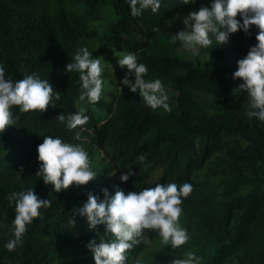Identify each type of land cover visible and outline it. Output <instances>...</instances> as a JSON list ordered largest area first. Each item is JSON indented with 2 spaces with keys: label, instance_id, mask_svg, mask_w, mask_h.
Masks as SVG:
<instances>
[{
  "label": "trees",
  "instance_id": "16d2710c",
  "mask_svg": "<svg viewBox=\"0 0 264 264\" xmlns=\"http://www.w3.org/2000/svg\"><path fill=\"white\" fill-rule=\"evenodd\" d=\"M208 3L163 0L157 13L148 9L133 16L128 0H0V63L6 75L19 80L36 73L60 92L46 112L22 113L13 106L16 124L0 134V220L6 225L0 228V264H95L86 244L103 236V226L97 233L89 230L86 218L68 223L88 191H140L186 181L193 190L181 205L180 223L191 239L173 248L155 232L148 243L130 250L128 264L137 258L142 264H171L190 251L201 257L200 264H264V121L246 114L247 93L233 79L236 61L257 42L256 26L251 35L239 31L228 44L201 49L215 59V67L173 52L181 44L173 35L183 17ZM107 9L115 21L101 33L96 22ZM82 47L97 57L112 49L137 53L149 69L145 78L164 83L171 111L149 107L139 92L121 91L120 84L109 96L103 91L96 104L80 101L79 74L64 67ZM126 70L115 64L118 82ZM80 107L90 116L84 127L91 131L84 133L88 140L83 143L98 176L57 193L36 175L37 145L48 135L81 143L73 138L76 130L67 127L68 115ZM61 113L63 122L57 118ZM129 167L135 175L121 182L120 172ZM161 168L162 175L153 180ZM30 187L52 203L9 251L5 245L14 234L8 229L16 215L9 194Z\"/></svg>",
  "mask_w": 264,
  "mask_h": 264
},
{
  "label": "clouds",
  "instance_id": "9594fccd",
  "mask_svg": "<svg viewBox=\"0 0 264 264\" xmlns=\"http://www.w3.org/2000/svg\"><path fill=\"white\" fill-rule=\"evenodd\" d=\"M128 3L132 15L140 16L148 9L157 13L163 0H128ZM182 23L184 28L176 32L173 38L194 55H200L201 49L209 48L214 42L220 46L228 44L232 34L239 31L251 35L252 27L256 26L257 42L236 61L233 79H239L241 83L237 89L247 93L246 114L264 121V0H209L207 5L184 16ZM158 30L154 28V31ZM105 61L104 57L94 56L87 47H82L65 65L66 73L79 74L80 101L96 104L101 100L105 73L114 70L111 63L106 64ZM118 64L121 69H127L119 81L121 91L127 87L132 93L139 92L149 107L171 111L164 83L159 78H145L149 69L139 62L137 53L123 54ZM6 71L5 65L0 63V134L16 124L13 106H19L22 113L37 109L46 112L49 106L55 107V101L60 99V92L54 89L49 79L31 73L13 80L6 75ZM87 111L86 107H80L67 117V127L76 130L73 138L81 143L48 135L37 145L40 164L36 175L57 193L70 186L88 185L98 176L91 167L89 153L83 143L88 140L84 133L91 131L84 127L90 120ZM57 118L61 122L66 119L63 113ZM139 159L143 162L145 157L140 156ZM133 175L135 171L129 167L127 171L120 172L119 179L127 182ZM192 190L193 185L186 181L182 184L158 183L155 187L140 191L125 192L121 187H117L114 193L107 187L100 192L88 191L86 201L74 208L68 223L76 225L77 217L86 218L89 230L97 233L103 226V236L99 240L93 238L86 244L95 264H128L130 250L141 243H148L150 230L156 232L165 245L171 244L173 248H179L191 239L188 229L181 225L180 217L183 200ZM9 201L15 202L16 215L8 229L14 238L9 239L5 246L12 251L22 243L27 226L34 218L41 217L40 210L50 207L52 201L38 195L32 187L10 193ZM4 227L6 225L0 220V228ZM200 260L201 257L190 251L184 258L173 259L171 264H200ZM133 264H142V261L137 258Z\"/></svg>",
  "mask_w": 264,
  "mask_h": 264
},
{
  "label": "rangeland",
  "instance_id": "374dc122",
  "mask_svg": "<svg viewBox=\"0 0 264 264\" xmlns=\"http://www.w3.org/2000/svg\"><path fill=\"white\" fill-rule=\"evenodd\" d=\"M105 13L106 14H105L104 18L102 20L96 22V26L101 33L107 31L109 26H110V23L115 21V17L113 16L112 13H110V11L108 9L106 10ZM179 28H180V30L184 28V25L182 22H180ZM112 50H113V52L106 53L102 57H104V59L106 60L105 63L107 64V62H110L111 65L113 66V69H114L115 64L118 63L119 57H121L123 54L129 53V52L117 51L116 49H112ZM173 52L179 56H182L184 58L191 60L194 64H197L200 60V62L203 66L215 67L217 65L215 59L211 58L210 56H208L207 54H205L201 50H200V55H194L192 52L185 49L181 44L176 45L174 47ZM118 85H119L118 77H116L114 70L111 72L106 71L104 94L109 96L111 91L115 90L118 87ZM105 114L106 113L103 110H100L99 115L101 116V118H104ZM161 171H163L162 168L159 169L158 171H156V173L154 174L152 179L157 180L158 178H160V176L163 173ZM154 234H155L154 231H151V230L149 231V235H154ZM55 264H72V263L69 261H66V262H56Z\"/></svg>",
  "mask_w": 264,
  "mask_h": 264
}]
</instances>
